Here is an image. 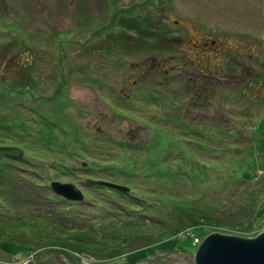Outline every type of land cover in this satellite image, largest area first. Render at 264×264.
Masks as SVG:
<instances>
[{"label":"rangeland","instance_id":"374dc122","mask_svg":"<svg viewBox=\"0 0 264 264\" xmlns=\"http://www.w3.org/2000/svg\"><path fill=\"white\" fill-rule=\"evenodd\" d=\"M205 79L213 95L206 105L191 103ZM185 116L196 127L167 120L187 123ZM206 117L230 121L227 135L246 134L229 141L235 146L205 135ZM185 127L200 131L185 137ZM256 128L264 138V0H0V142L25 148L22 160L0 161V221L36 228L20 234L27 239L1 238L0 264H196L191 229L149 248L142 239L123 245L117 256L103 249L118 242L110 225L118 215L147 225L172 220L173 210L152 196L164 184L147 173L162 161L168 135L192 146L204 135L219 151L194 150L218 169L211 184L196 169L195 178L170 188L216 222L202 223L198 237H257L264 231V149L252 140ZM250 140L253 155L239 152ZM248 168L250 181L232 182ZM98 177L131 193L85 185ZM177 178H165L166 185ZM53 181L76 185L84 201L55 196ZM54 226L85 231L99 251L50 246ZM167 239L172 244H161Z\"/></svg>","mask_w":264,"mask_h":264},{"label":"trees","instance_id":"16d2710c","mask_svg":"<svg viewBox=\"0 0 264 264\" xmlns=\"http://www.w3.org/2000/svg\"><path fill=\"white\" fill-rule=\"evenodd\" d=\"M210 75V71L207 73ZM215 76V75H214ZM207 79L204 80V102L208 101L207 98L208 96H212V91H211V87H208V82H206ZM20 85V84H18ZM16 84V86H18ZM195 90V88H194ZM34 96V95H33ZM192 96V97H191ZM191 103L194 101H201L203 95L200 91L195 90L192 91L189 94ZM207 102L204 104L206 105ZM170 106V105H169ZM184 106V109L180 108V110H184V114L187 115L188 110V104L185 105H181ZM170 109H172V107L170 106ZM205 109V107H204ZM17 116V115H15ZM6 118H8V116H4V118H2L4 121H6ZM183 120H188L187 123H184L180 120H178L177 118L171 120L170 118H167L168 122L171 124L176 125L177 124H186V125H194V127H196V119L193 118H189L187 119V117H181ZM8 120V119H7ZM221 121V120H218ZM200 123L197 122V125H199ZM208 124L210 128L205 129L203 131V134H214L215 136L217 135L219 137V140L222 141H226L229 142L230 140H232L235 135L237 136L238 141L240 142L242 140V138H244L243 136L246 134L245 132H237L236 129L241 130L243 128L241 127H230L232 128V130L236 131L233 133H237V134H233L230 135L226 133V129L225 127H229V125H231L232 123L229 121L227 123H223V122H215V121H211L209 118H204V125ZM239 125V123H238ZM27 124L23 123L22 128L26 129ZM258 128V127H257ZM256 128L255 131V135L252 136V140L256 141V145H258L259 149H264V138L259 134V130ZM44 131L48 132L49 128L44 127L43 128ZM46 129V130H45ZM197 129V130H196ZM196 129H188V128H184L182 129L180 134H183V136H189V135H193L195 136V132L194 131H200L198 128ZM27 130V129H26ZM231 131V130H230ZM40 132H43L42 130H40ZM31 134V132H30ZM26 135V134H24ZM33 137H35V135L31 134ZM251 135H253L251 133ZM183 136H181L180 138H183ZM256 136L259 140H257ZM43 137V136H42ZM190 137V136H189ZM226 138H228L226 140ZM35 139V138H34ZM186 139V138H184ZM21 140V139H20ZM20 140H18L20 142ZM204 141V135L202 136V138L200 139V142H195V141H190V143L196 144L197 148L193 147L192 145L189 144V142L187 143L186 141H181L179 140L178 135L177 136H169L168 135V140H167V148L165 150V154L162 157V161L160 160V164L157 165H148V174L152 177L151 180H153V182L157 179H161L158 184L159 185H163V186H159V188L155 187L153 193L154 197H156V199L159 201H163L164 203H166L168 207H170L173 211L171 212V214H173L171 216L172 220L170 221V223H164L163 221L160 220H156V222H153L154 224L151 225H147L144 222H133V221H129V218L126 217H122L120 215L116 216V220L114 221H110V225L113 226V229L115 231V235L118 242L115 243H106L105 246H103V249H105V251H110V253H115L114 255H121L123 254L124 250H122L124 247L123 245H134L135 243H137V241H140L141 239L144 240L146 243H148L147 246L142 247V248H149L159 245V244H153L155 242H158L159 240H162L164 238H170L171 236L173 237L174 235L178 234L179 232H184L188 229H191L192 231L194 230V234H196L197 236H199V231L202 228L201 224L202 223H216L215 221L210 222V220L208 218H206L203 214H200L198 211V209L194 208L195 206L192 204H187V201L185 199H178L175 195L174 192L170 191L171 187H175L176 182H178V180H180L182 177L185 176H193V172L194 170L198 169L200 170L198 175L200 177H202V182H204V185H209L211 184L212 180H210V178L212 177V174L215 173L214 171H218L217 168L214 167L213 164L208 165L204 162V160H200L198 159V157H196L195 155V151L197 149H199L204 156V152L208 153V155L210 156H214L217 157L219 155V151L218 150H214V146H210L207 144V142H203ZM209 143V140H207ZM231 146H235L234 141L233 142H229ZM17 144V142H16ZM15 144V145H16ZM15 145H8V142H0V146H15ZM17 147H21V149L23 150L24 154H25V148L22 147L21 143L19 145H16ZM15 146V147H16ZM254 145L252 143V141L250 140V145L246 148V149H238L239 152H247V154H252L253 155V149ZM224 149H231L229 146H225ZM195 150V151H194ZM172 153H174L172 155ZM24 157V156H23ZM180 158V159H179ZM23 159V158H22ZM21 159V160H22ZM241 159V158H240ZM240 159H235V160H240ZM180 161V163L178 162ZM164 164V166H162ZM261 166H264V160L260 163ZM162 166V167H161ZM255 166V165H254ZM82 171H84L85 173H88L90 168H85L82 167ZM154 170H157L156 172ZM243 173L240 175V179H238V176L236 178H233L232 182H236V181H243V182H248L252 179L253 176H251L252 174V170L253 169H243ZM125 172L127 170H124ZM212 171V172H210ZM90 173V172H89ZM229 173L232 176L236 175V172L234 169L230 170ZM233 173V174H232ZM162 175H167L162 177ZM173 178H177V180L173 181L172 183H168L169 185H166L165 180H169L171 177ZM196 175H194L193 177L195 178ZM204 177V178H203ZM166 178V179H165ZM86 180H94V181H103L101 178H95V179H84V183L86 182ZM204 180V181H203ZM106 182V181H103ZM112 183V182H109ZM162 183V184H161ZM114 184V183H112ZM116 184V183H115ZM85 185H87L85 183ZM119 185V184H116ZM89 186V185H87ZM164 186L167 188V193L164 190ZM92 187V186H89ZM125 187V186H124ZM96 188H106V187H96ZM128 188V187H126ZM109 189V188H107ZM129 189V188H128ZM113 190V189H110ZM116 191L117 193L121 194V195H129L130 189L128 192H119L117 190H113ZM168 195V196H166ZM202 203V202H201ZM143 206V205H142ZM264 211V209L260 210V212ZM158 225V228H152V227H156L155 226ZM200 225V226H197ZM193 226V227H191ZM197 226V227H196ZM151 227V228H150ZM134 228L135 231L139 230L140 232H136L133 234H128L126 232V230H130ZM33 229H36L33 225H29L26 223H23L22 221H16V222H11V223H3L0 221V239L5 237L6 235L10 236L12 235H17L16 238L17 239H24L27 237L26 236H21L20 234H25V232L27 230H31V233H34ZM142 229H145L144 231ZM52 232H54L55 235V240L53 242H48L51 243L52 247H56L59 246L62 249H67V250H71L77 253L80 252H86V253H93L96 251H99L98 248L99 246L94 245L92 243L89 242L88 238H89V234L86 235V232L81 230V229H77V230H70V229H66L65 227H60V226H54L53 230H51ZM125 231V233H124ZM16 232V234H15ZM20 237H19V236ZM34 237H39L37 235H35ZM41 238V237H39ZM202 239V238H201ZM173 239H167L165 241H163L161 244H172L173 241H170ZM123 242V244H122ZM132 243V244H131ZM55 244V245H53ZM152 244V245H150ZM111 248V250H110ZM102 249V248H101ZM141 249V248H140ZM133 252V251H132ZM128 254V253H127ZM130 254V253H129Z\"/></svg>","mask_w":264,"mask_h":264},{"label":"water","instance_id":"95a60500","mask_svg":"<svg viewBox=\"0 0 264 264\" xmlns=\"http://www.w3.org/2000/svg\"><path fill=\"white\" fill-rule=\"evenodd\" d=\"M23 150L18 147L0 146V161L20 160ZM82 167H87L86 163ZM92 187H106L120 192H128L123 186L103 181L86 180ZM51 191L69 202H83L84 195L72 183L53 181ZM196 264H264V231L255 238H241L233 235L212 233L198 246L195 254Z\"/></svg>","mask_w":264,"mask_h":264},{"label":"flooded vegetation","instance_id":"af4514ba","mask_svg":"<svg viewBox=\"0 0 264 264\" xmlns=\"http://www.w3.org/2000/svg\"><path fill=\"white\" fill-rule=\"evenodd\" d=\"M195 90H198V91H200L202 93L203 97H202L201 101H202V103H204V86H199L198 87V85L196 84ZM195 90H193V91L195 92Z\"/></svg>","mask_w":264,"mask_h":264},{"label":"built area","instance_id":"2783aa9c","mask_svg":"<svg viewBox=\"0 0 264 264\" xmlns=\"http://www.w3.org/2000/svg\"><path fill=\"white\" fill-rule=\"evenodd\" d=\"M192 239H193V243H194L195 245H199V244H200V239H199L198 237H196V236H192Z\"/></svg>","mask_w":264,"mask_h":264}]
</instances>
